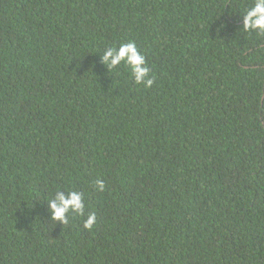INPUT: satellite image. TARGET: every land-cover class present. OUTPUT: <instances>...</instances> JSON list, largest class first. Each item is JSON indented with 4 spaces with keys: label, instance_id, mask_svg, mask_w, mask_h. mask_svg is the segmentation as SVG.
I'll use <instances>...</instances> for the list:
<instances>
[{
    "label": "trees",
    "instance_id": "1",
    "mask_svg": "<svg viewBox=\"0 0 264 264\" xmlns=\"http://www.w3.org/2000/svg\"><path fill=\"white\" fill-rule=\"evenodd\" d=\"M254 2L0 0V264H264ZM128 42L151 87L103 61Z\"/></svg>",
    "mask_w": 264,
    "mask_h": 264
},
{
    "label": "clouds",
    "instance_id": "2",
    "mask_svg": "<svg viewBox=\"0 0 264 264\" xmlns=\"http://www.w3.org/2000/svg\"><path fill=\"white\" fill-rule=\"evenodd\" d=\"M244 29L264 33V0H255L252 7L243 15ZM103 61L111 68H116L122 63L131 69L132 77L136 84L151 87L153 80L150 78V69L146 66L145 57L137 49L134 42L121 43L119 47L106 48ZM97 190L103 192L105 185L102 180L96 181ZM68 197L58 191L54 199L49 200L52 220L62 224L68 223L69 212L84 215L85 201L82 194L70 190ZM96 223L95 213H89L84 221L85 229H92Z\"/></svg>",
    "mask_w": 264,
    "mask_h": 264
}]
</instances>
